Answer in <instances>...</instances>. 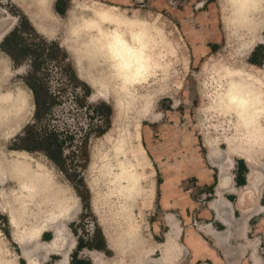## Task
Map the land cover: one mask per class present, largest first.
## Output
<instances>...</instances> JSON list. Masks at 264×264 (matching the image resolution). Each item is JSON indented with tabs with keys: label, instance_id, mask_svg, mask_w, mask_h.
<instances>
[{
	"label": "rangeland",
	"instance_id": "1",
	"mask_svg": "<svg viewBox=\"0 0 264 264\" xmlns=\"http://www.w3.org/2000/svg\"><path fill=\"white\" fill-rule=\"evenodd\" d=\"M57 1L51 0L48 5L56 21L55 30L52 33L41 30L28 18L36 30V33H33L27 23L22 21L24 12L15 5L16 3L13 0H0V44L9 33L20 26L14 39L19 43L14 51L17 55L16 61L0 50V66L5 68L1 90L5 94L21 89L27 96L29 107L31 106V111L28 109L26 117L10 129L12 134L5 136L6 130L9 129L0 126V155L9 160L15 157L12 151L17 150L13 149L21 145L20 139L25 128L34 123V100L26 83L38 86L39 96L45 98L47 103L34 136L37 139L54 137L57 140L61 165L69 180L41 152L27 153L28 155L23 157L29 163L30 169L26 170L30 174L41 169L72 197L75 214L72 218L68 216L63 219L67 234L71 237L72 229L81 237L87 238L102 232L107 240L105 229L113 233L125 228V225H128L125 220L131 219L138 224L143 238L154 245L150 225L158 213L160 192L158 173L153 162L156 156L155 146H158L156 133L160 131L164 139V149L169 151L168 145L174 144L175 139L178 140L175 134L179 133L181 120L183 124L180 128L186 131L189 139L196 144L200 156L207 154L211 149L215 152L225 151L226 144L223 139L231 137L236 122L232 113H223L218 99L228 81V73L254 83L264 93V8L262 16L254 18L260 24L248 31L245 21L234 20L229 0H59V8L66 10L64 16L54 10ZM18 5L20 6L19 3ZM105 5H113L126 14L158 25L169 40L171 50L166 55L167 67L164 71H158L155 76L158 92L152 106V114H155L153 119L141 117L135 120L133 117L134 121L130 117L127 123H114V111L111 119L107 112L97 108L104 103L113 110V100L104 101L78 76L73 55L63 44L66 37H70L72 42H77L79 38L88 36L84 35L85 32L92 35L98 28L86 27L80 31L81 29L75 26L65 29L70 12L87 18V15H82L84 9L106 8ZM251 19L249 17V20ZM22 46L27 50L25 55H21L19 50ZM256 47L260 49L256 50ZM254 50V60L260 64L259 67L248 62ZM34 63L37 65L36 70L31 67ZM145 90L143 88L140 91ZM260 123L264 125V118H261ZM140 145L149 161V166L144 165L143 170L137 165L141 161L137 155ZM236 158L239 157L231 156L230 171L233 159ZM263 163L264 156H261L253 165ZM247 167L248 175L250 167ZM124 170H127L129 175L139 177V187H143V175L151 180L152 194L146 209H139V197L132 200L119 191L127 185L125 179H117ZM231 177L230 173L224 191L231 188ZM263 179L264 169L263 176L255 182L253 189L245 192L246 184L236 191V205L242 214L248 212L249 206L260 209L257 199L264 187ZM14 189L16 177L9 176L5 184L0 186L1 194L4 195ZM242 194L245 198L241 200ZM225 204L224 211L231 207L230 203ZM37 207L36 204L19 205L8 202V209L16 216L18 232L29 226L37 213ZM168 217L175 221L173 216L166 215V219ZM234 227L237 228L236 232L244 230L243 223L233 225ZM45 229L52 231L51 227L43 230ZM204 231L209 234V229ZM227 232L228 228L225 233ZM15 234L17 233L10 225L6 210H0L1 250L13 264H28L23 251L26 248L32 250L36 241L22 245L20 241L15 240ZM250 235L255 236L253 233ZM232 236L239 237L237 233L230 237ZM246 244L252 246L253 253L255 243L247 241ZM154 247L156 248V244ZM37 253H42V258L45 255L43 251L34 255ZM22 254L25 261L20 259ZM107 255L112 257L111 264L130 263L127 254L112 250L108 251ZM35 260L34 256L33 264H37Z\"/></svg>",
	"mask_w": 264,
	"mask_h": 264
},
{
	"label": "bare ground",
	"instance_id": "2",
	"mask_svg": "<svg viewBox=\"0 0 264 264\" xmlns=\"http://www.w3.org/2000/svg\"><path fill=\"white\" fill-rule=\"evenodd\" d=\"M50 1L19 0L18 3L30 12V18L34 25L41 30L52 33L55 30L56 21L49 11ZM229 1L232 4L234 20L245 21L248 31H252L260 24L254 18L262 16L264 0ZM30 6L32 7L31 10L29 9ZM105 6L107 7L84 9L82 15H87V18L70 12L67 15L68 23L65 29H71L75 26L77 29H81L80 31L86 27L96 28L98 26V28L94 33H91L92 35L89 34L90 32H85L84 35L88 36L79 38L77 42H72L70 37H66L63 44L73 55L78 76L95 90L104 101L113 100L114 123H127L130 117L131 119L134 117L135 120L141 117L153 119L155 114H152V106L158 92L155 76H157L158 71L160 72L167 67L166 55L171 50L169 40L158 25L126 14L113 5ZM249 17L252 19L249 20ZM4 72L5 68L0 66V96L22 94L25 100L23 106L0 103V126L9 129L5 133V136H8L12 134L10 129H13L26 117L28 109L31 111V106L29 107L27 96L21 89L2 93V74ZM228 76V81L218 99L223 113L228 111L234 115L235 130L229 139H223L226 144L225 151L215 152L214 149H211L209 155L213 154L212 156L223 159L218 167L220 192L227 183L226 172L227 168L231 166V156H237L243 160L250 167L245 188V192H248L249 189L254 188L255 182L260 180L262 168H264V163L253 165L258 157L264 156V125L260 123L261 118H264V93L254 83L240 76L233 75L231 72L228 73ZM143 88L146 90L141 92L140 90ZM123 127L126 128L125 125ZM12 153L15 157L10 160L4 155H0V186L5 184L9 176L16 177V189L6 195L1 194L0 191V210H6L10 225L17 233L14 236L15 240L20 241L22 245L28 244L32 240L36 241V244L32 245V250L26 248L23 251L28 264H33L34 254L38 250L45 252L46 255L49 252L60 250L63 245L68 244L65 252H61L62 257L58 262V264H68V249L72 247L74 242L63 227V219L68 216L72 218L75 214L72 197L69 196L66 189L58 186L41 169L35 173L32 171L33 174H30L26 170L30 169L29 163L23 157L28 155L26 152L12 151ZM144 153L140 145L137 155L141 161L137 165L142 170L144 165L149 166V161ZM226 161L227 164H224ZM143 176V187H139V177L129 175L127 170L122 172L120 178L117 177L121 181L123 179L127 181V185L119 189L124 196L132 200L139 197L140 210L146 209L152 194L151 180L146 178V175ZM243 194L240 195L241 200L245 198ZM9 201L19 205H38L37 213L32 222L21 232L17 231L18 224L14 212L8 209ZM224 221L228 224L226 217ZM125 224H128L125 225V228L118 229L113 233L105 229V235L108 245L113 251L127 254L126 256L130 258V263L127 264H149L150 256L157 248L161 254L158 264H169L178 255L177 236L179 228L175 222L170 224V231L166 233L164 241L156 245V248L143 238L142 231L133 220L128 221L126 219ZM46 227L52 228L53 238L42 244L39 239L42 230ZM40 243L42 245L38 246ZM252 259L254 264H259L257 258L252 257ZM0 264H13L1 248ZM93 264L111 263L103 262L96 255L93 258Z\"/></svg>",
	"mask_w": 264,
	"mask_h": 264
},
{
	"label": "crops",
	"instance_id": "3",
	"mask_svg": "<svg viewBox=\"0 0 264 264\" xmlns=\"http://www.w3.org/2000/svg\"><path fill=\"white\" fill-rule=\"evenodd\" d=\"M13 1L24 12L23 15L31 20L30 12L21 5L19 6L18 0ZM29 9L31 10L32 7L30 6ZM178 129V132L182 131V128L179 127ZM173 145L177 147L175 143ZM166 153L168 156L169 151ZM212 155H209L208 152L203 156L186 157L181 164L185 167L183 172L180 171L181 167L179 166L172 168V160L169 157L165 159L168 170H159L156 161L153 160L158 173L160 192L158 213L150 225L152 243L154 245L162 243L166 233L171 229L170 224L175 222L179 228L177 236L178 255L169 264H254L252 257L257 258L259 264H264V187L257 199V205L260 206V209L249 206L248 212L242 214L236 205V191L247 184V165L240 158L233 159L231 171V166L227 168V183L220 192L218 167L223 159ZM224 164H227V161ZM255 167L258 168V166ZM263 169L261 176H263ZM230 173L232 186L229 190L224 191ZM225 203L231 204V207L226 208V211H224ZM225 213L228 224L224 221ZM166 215L173 216L175 221L171 217L166 219ZM242 223L244 230L236 232L237 228H233V225L237 226V224ZM227 228L228 232L225 233ZM207 229H209V234L204 231ZM70 230L71 237L70 234L67 235L74 243L68 249V264H93V258L96 255L103 262L111 263L112 257L108 256L107 252L112 250L102 232L94 233L85 238L76 234L72 229ZM236 233L239 237H230ZM251 233L255 236L250 235ZM52 237V231L45 229L41 232L39 240L40 242H48ZM247 241L255 243L253 253L252 246H247ZM41 245L40 243L38 246ZM67 248L68 244L63 245L60 250L44 255L45 259L42 258V253H37L35 261L37 264H58L60 257H62L61 252ZM160 257L161 254L157 248L150 256L149 264H158ZM20 259L25 261L23 254Z\"/></svg>",
	"mask_w": 264,
	"mask_h": 264
},
{
	"label": "trees",
	"instance_id": "4",
	"mask_svg": "<svg viewBox=\"0 0 264 264\" xmlns=\"http://www.w3.org/2000/svg\"><path fill=\"white\" fill-rule=\"evenodd\" d=\"M59 5L60 3L58 0L54 6V10L60 16H64L66 10L64 11V9L63 10L60 9ZM22 18H23L22 21L24 20L27 23V25L30 27V30L33 33H36L34 27L31 25L29 20L25 16H23ZM19 28L20 26H18L11 33H9L8 36H6L3 39L2 43L0 44V50L4 52L5 54H7L13 61H16V58H17V55L14 53V51H16L15 49L18 48L19 43L16 42L14 39L17 36L18 31L20 30ZM257 49H260V48L256 47V50ZM19 50L21 52V55H25V52L27 51L26 48H24L23 46ZM256 50H254V52L251 54V57L248 60V62L254 66L259 67L260 64L254 60ZM31 67L33 70L37 69V65L35 63L32 64ZM26 84H27L26 86L32 93L33 100H34V109H35L34 123L25 128L24 134L22 138L20 139L21 145L13 150L24 151L26 153L41 152L57 167V169L60 172L64 173L67 180H69L67 173L65 172V170L63 169L61 165L62 162L60 160V150H59V145H58L57 140L54 139V137L52 138L49 137L46 139H42V138L37 139L34 136V131L37 129L39 121L43 117V111L45 110V105L47 102L45 98L39 96L38 86H35L34 84H30V83H26ZM97 108H99V110L101 111L107 112L108 115H110L112 119L113 110L112 108H110V106L103 103L97 106Z\"/></svg>",
	"mask_w": 264,
	"mask_h": 264
},
{
	"label": "flooded vegetation",
	"instance_id": "5",
	"mask_svg": "<svg viewBox=\"0 0 264 264\" xmlns=\"http://www.w3.org/2000/svg\"><path fill=\"white\" fill-rule=\"evenodd\" d=\"M180 122H182L180 120ZM179 122V126H182L183 122L180 123ZM156 136H158V146L156 148V156H155V161H156V166L158 167L159 170H168L167 169V165L165 163H167L165 161V159L169 157V159H171L172 163L171 166L172 168L175 167H181L180 171L182 170V172L184 171L185 167H183L181 164L182 162L185 161L186 157L189 158V156H200V153L198 152V150L196 149V147L194 146V142L189 139L188 133L184 130H182L179 133H176L175 136L177 137L178 140L175 139V144L177 145V147H175L174 145L172 146L171 144H169L168 146L170 150H169V155L167 156V151H165L164 149V139H162L161 137V133L160 131L156 133ZM156 143V144H157ZM180 144V145H179ZM160 146V148H158ZM165 151V152H164ZM200 159V158H198ZM183 167V168H182ZM173 170V169H172Z\"/></svg>",
	"mask_w": 264,
	"mask_h": 264
},
{
	"label": "clouds",
	"instance_id": "6",
	"mask_svg": "<svg viewBox=\"0 0 264 264\" xmlns=\"http://www.w3.org/2000/svg\"><path fill=\"white\" fill-rule=\"evenodd\" d=\"M0 103H3L5 105L13 104L16 106H23V104L25 103V100L22 94H18L15 96L11 94H7V95L0 96Z\"/></svg>",
	"mask_w": 264,
	"mask_h": 264
}]
</instances>
